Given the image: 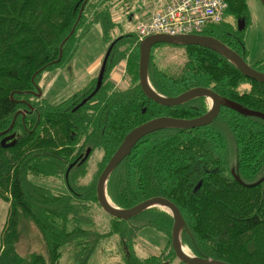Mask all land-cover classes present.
<instances>
[{
	"label": "trees",
	"instance_id": "1",
	"mask_svg": "<svg viewBox=\"0 0 264 264\" xmlns=\"http://www.w3.org/2000/svg\"><path fill=\"white\" fill-rule=\"evenodd\" d=\"M128 1L0 0V130L8 129L13 122L14 129L19 128L18 141L0 148V197L9 201V215L1 234L0 264H60L61 248L68 243L74 244L75 264H88L100 240L113 233L120 236L124 264H168L169 257L176 256L171 242L174 217L160 206L148 207L127 218L111 215L108 231L93 226L91 210L98 203V175L128 132L156 115L196 117L208 110L204 95L166 105L144 93L139 80L138 38L131 31L121 33L115 18L117 8ZM226 1L228 14L248 22V0ZM95 24L102 26L109 43L119 37L101 87L84 104L78 105L82 95L67 113L57 112L60 129L68 123L66 142L60 134L55 135L60 131L53 132L45 126L47 104L39 106V113L32 110L23 115L18 109L27 106L25 100H32L30 89L39 75L69 60ZM242 32L223 20L201 34L219 38L246 59ZM185 47L187 59L179 75L167 73L150 59L149 78L156 90L171 96L194 86H207L244 106L264 111V81L246 76L218 50L198 44ZM128 52L132 82L118 85L115 79H106ZM257 64L262 67L252 66L264 71V58ZM245 83L250 87L241 89ZM94 86L93 82L84 95L93 92ZM95 97L101 99L99 145L103 159L99 174L96 172L94 180L86 183L80 178L88 170L83 163L67 167L70 150H66L67 157L62 146L74 143L70 138L79 126L86 128L85 117L94 114ZM72 98L54 107L60 108ZM42 129L44 134L39 132ZM234 170L247 183L264 176V118L221 106L208 124L166 127L141 137L111 172L107 191L121 207L156 195L173 201L185 219L182 242L199 257L232 264H264V180L248 186L236 178ZM65 172L69 184L65 191H55L32 178ZM22 218L38 226L48 256L37 252L25 256L17 250ZM145 225L168 233V251L148 257L137 254L134 241L138 229Z\"/></svg>",
	"mask_w": 264,
	"mask_h": 264
},
{
	"label": "rangeland",
	"instance_id": "2",
	"mask_svg": "<svg viewBox=\"0 0 264 264\" xmlns=\"http://www.w3.org/2000/svg\"><path fill=\"white\" fill-rule=\"evenodd\" d=\"M135 0H129L126 5L117 8V25L122 31H131L134 27L130 20L128 12ZM250 6V19L243 29L242 35L247 49V61L257 64V61L264 58V5L260 0H248ZM115 14V16H116ZM224 19L231 23L233 28H239V18L225 13ZM109 42L105 39L102 26L95 24L82 38L74 57L63 67L43 71L42 85L43 93L52 102H59L76 90L83 87L93 75L91 70L96 61L103 59ZM187 51L185 44L173 41H161L152 48V60L160 69L171 75H179L185 61ZM113 72V73H112ZM110 78H115L118 85L130 84L133 76L128 72V54L111 71ZM250 84L245 83L240 86L241 89L249 88ZM162 129V128H161ZM159 130V129H158ZM102 153V150H101ZM103 154V153H102ZM95 170L88 174V180L94 175ZM56 176L41 177L32 176L38 182L51 186L55 191L67 190L64 180ZM110 198V197H109ZM113 203V201L111 200ZM9 215V201L0 197V245L2 230L6 225ZM91 215L93 217V226L101 231H108L111 228V215L100 205L94 204ZM21 234L17 241V250L27 256L30 253L37 252L48 256L46 242L42 232L32 220L22 218L19 225ZM138 236L134 241V249L141 257H148L151 254L168 251L169 235L168 233L151 225H145L138 229ZM73 243L62 246V256L60 264H75ZM187 247V246H186ZM188 248V247H187ZM189 249V248H188ZM124 251L120 236L117 233L104 236L95 252L90 257L88 264H124ZM166 263V262H165ZM168 264H184L179 257L172 255L169 257Z\"/></svg>",
	"mask_w": 264,
	"mask_h": 264
},
{
	"label": "water",
	"instance_id": "3",
	"mask_svg": "<svg viewBox=\"0 0 264 264\" xmlns=\"http://www.w3.org/2000/svg\"><path fill=\"white\" fill-rule=\"evenodd\" d=\"M264 5V0H261ZM245 19L239 18V28L243 29L245 27ZM116 40L112 42L110 47L108 48L106 55L103 59L102 67L99 73L97 86L94 91L89 95L91 96L95 93L101 86L104 76V71L107 63L108 56L111 52V49ZM161 41H173L176 43L182 44H198L203 46H210L218 49L223 53L226 57H228L232 62H234L238 68L242 70L244 74L249 77L255 78L260 81H264V71H260L259 69L252 66L238 51L230 47L224 41L219 38L209 35V34H201V33H189L182 35H173L169 33H154L146 36L141 40L140 43V59H139V79L142 85V88L146 95L155 101L166 104V105H178L181 103L190 100L191 98L204 95L210 101L209 109L202 115L196 117H176L171 115H161L157 117H153L142 122L140 125L134 127L128 132V134L124 137L123 141L120 143L115 152L111 155L107 164L103 168L97 182V196L101 206L110 214L127 218L134 216L144 209L151 206H162L167 209L174 216V224L172 227V245L176 251L177 256L188 264H232L227 261H223L220 259L212 258V257H199L195 255L192 251L191 254H187L182 249V240H181V232L182 228L185 225V219L182 216L180 209L178 206L171 201L170 199L163 196H152L147 199H144L133 206L130 207H121L117 205L112 199L113 203L108 200V192H107V182L111 172L115 169V167L122 161V159L128 155L136 142L143 137L144 135L166 127H180V128H189L196 127L210 123L218 114L221 108V105H226L235 110L242 112L243 114L249 115H258L264 118V111L260 109L251 108L248 106H244L240 102L235 99L226 97L215 91L214 89L207 86H194L191 87L177 95H164L157 91L152 85L149 78V63L151 57V51L155 43ZM62 54V51H61ZM13 123L9 126L12 127ZM15 133L6 135L2 139H0V145L9 146L15 143ZM8 139H12L7 142ZM236 178L243 184L248 186H253L264 180V176L259 180L251 183L245 182L234 170L233 171ZM110 197V196H109Z\"/></svg>",
	"mask_w": 264,
	"mask_h": 264
},
{
	"label": "flooded vegetation",
	"instance_id": "4",
	"mask_svg": "<svg viewBox=\"0 0 264 264\" xmlns=\"http://www.w3.org/2000/svg\"><path fill=\"white\" fill-rule=\"evenodd\" d=\"M112 42L113 41H111V43L108 44V48L110 47ZM108 48H107V50H108ZM111 51H112V49H111ZM110 54H111V52H110ZM110 54H109V56H110ZM105 55H106V53H105ZM105 55H104V57H105ZM129 55H130V52L128 53V57H129ZM109 56H108V59H109ZM73 57H74V54L64 64L62 63L60 65H54V66H51V67L47 68L46 70L50 71V70H54V69L63 67ZM104 57H103V59H104ZM103 59H102V61H101V59L96 61L95 65L93 66V69L91 70L93 75L91 76L89 81L83 87H81L80 89L76 90L71 95H69L68 97H66L65 99H63V100H61V101H59L57 103L52 102L43 93V85H42L41 81H42V77H43L44 74L42 72L39 75L38 79H36V83H35L34 87L32 89H30L32 94H33L32 95V100H28V101L25 100L27 106L24 107V108L18 109L19 112L23 113V115H24L25 113H29L32 110H33L32 112L37 110V112L39 113L38 110L41 109L39 106L47 104V112H46V117H45V126L49 127L51 129V131H53V132L60 131V132L56 133L55 135L60 134L62 136V139L66 140V142H67V138L64 137V133H65V128L67 127L68 123L62 125V127L60 129V126H58V123L56 122V120H58L57 112H63L64 111L65 113H67V109L70 106H72L71 104L75 103L82 95H83V97L78 102V105L84 104L86 101H88L96 93L95 92L91 96H89V95L92 92L84 95L86 90H87V88L90 87L93 82L95 83L94 88H96L97 82H98L99 73H100V69H101L102 63H103ZM108 59H107V62H108ZM106 67H107V63H106ZM106 67H105V70H106ZM111 75H112V73H111ZM104 76H105V71H104ZM104 76H103V81H104ZM109 78L110 77H107L106 79H109ZM113 79H114V77H113ZM71 96H73V98H72V100L69 103L64 104L60 108H55L54 107V106H58L60 103H62L63 101L67 100ZM110 101L115 102V101H118V100L112 99ZM100 102H101V99L99 97L93 98V100H92V104L93 105L92 106H93L94 114L92 116L90 114L86 115V117H85L86 119L84 121V125L86 126V128L83 129V127L79 126V129H78L77 133L76 134H72L71 138H70V140L74 141V143L73 144H66V145L62 146L65 149V151L66 150L67 151L70 150L69 158L71 160L68 162L67 167L71 165L70 167L72 168V167H75V166L83 163V167H85L88 170L87 173L84 174L82 176V178H80L81 182L91 183L94 180V176H95L96 172H98V174H99L101 161L103 159V154L101 153V148H100V145H99V131H100V127H101V125H100V123H101L100 122V110H101ZM75 106L76 105H74V108H75ZM154 107H159V106H154ZM143 108H144V110L146 109V107H143ZM157 109H155V110H157ZM16 114H18V113H16ZM156 116H161V115H156ZM156 116H153V117H156ZM94 119H96V120H94ZM55 125H56V127H55ZM44 129L40 130L39 132L41 134H44ZM12 133H15L14 138L16 139V142H17L18 141V137H19V128L15 130L13 126L8 128V129L0 130V139L5 137L6 135H9V134H12ZM151 133H153V131ZM11 140L12 139H8L7 142H9ZM70 145L72 147H70V149H69ZM10 146H12V145H10ZM10 146H5L4 147V146L0 145V148H8ZM67 151L65 153V156L68 157V155H67L68 152ZM109 159L110 158H108V160ZM108 160L106 161V164H107ZM94 170H95L94 175L88 180V174L90 175V173L92 171H94ZM59 175H60L59 178L63 179L65 184L68 186L69 184L66 181V179H68L67 178V176H68L67 172H65V174H62V173L56 174L55 176L58 177ZM99 175H98V177H99ZM97 181H98V178H97ZM97 181H96V184H97Z\"/></svg>",
	"mask_w": 264,
	"mask_h": 264
},
{
	"label": "built area",
	"instance_id": "5",
	"mask_svg": "<svg viewBox=\"0 0 264 264\" xmlns=\"http://www.w3.org/2000/svg\"><path fill=\"white\" fill-rule=\"evenodd\" d=\"M226 4V0H142L135 12V29L141 36L201 30L222 19Z\"/></svg>",
	"mask_w": 264,
	"mask_h": 264
},
{
	"label": "bare ground",
	"instance_id": "6",
	"mask_svg": "<svg viewBox=\"0 0 264 264\" xmlns=\"http://www.w3.org/2000/svg\"><path fill=\"white\" fill-rule=\"evenodd\" d=\"M210 25H212V24H210ZM210 25H208V26H206V27H204L203 29H201V30H195V31H184V32H177V33H170V32H153V33H149L148 35H150V34H154V33H169V34H173V35H182V34H189V33H202L204 30H205V28H207V27H209ZM158 43V42H157ZM156 44V43H155ZM154 44V45H155ZM185 45H187V44H185ZM206 47H210V46H206ZM210 48H213V47H210ZM213 49H215V50H218V49H216V48H213ZM219 51V50H218ZM221 52V51H220ZM151 58V57H150ZM234 63V62H233ZM252 65V64H251ZM149 67H150V63H149ZM240 69V68H239ZM241 70V69H240ZM242 71V70H241ZM148 74H149V72H148ZM246 75V74H245ZM247 76V75H246ZM249 77V76H248ZM250 78H252V77H250ZM253 79H255V78H253ZM257 80V79H256ZM258 81H260V80H258ZM142 86V85H141ZM143 89V88H142ZM144 91V90H143ZM145 93V92H144ZM146 94V93H145ZM148 96V95H147ZM221 106H226V105H221ZM221 109V108H220ZM238 111V110H237ZM220 112V111H219ZM240 112V111H239ZM242 113V112H241ZM197 127V126H196ZM15 143H16V140H15ZM14 143V144H15ZM10 146V145H9ZM5 147V146H4ZM263 181V180H262ZM261 181V182H262ZM260 183V182H259ZM108 200L111 202V198H109V196H108ZM112 203V202H111ZM174 217V216H173ZM174 221H175V219H174ZM182 249L184 250V252H186L187 254H191V250L190 249H188L185 245H182Z\"/></svg>",
	"mask_w": 264,
	"mask_h": 264
}]
</instances>
